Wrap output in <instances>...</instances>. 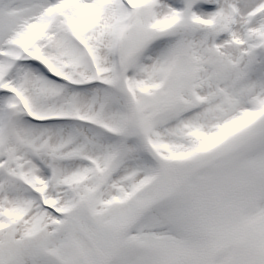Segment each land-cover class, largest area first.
I'll return each instance as SVG.
<instances>
[{
  "label": "snow or ice",
  "instance_id": "snow-or-ice-1",
  "mask_svg": "<svg viewBox=\"0 0 264 264\" xmlns=\"http://www.w3.org/2000/svg\"><path fill=\"white\" fill-rule=\"evenodd\" d=\"M0 264H264V0H0Z\"/></svg>",
  "mask_w": 264,
  "mask_h": 264
}]
</instances>
